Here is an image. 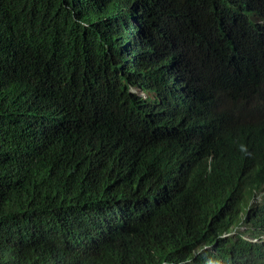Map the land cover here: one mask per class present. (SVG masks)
Returning a JSON list of instances; mask_svg holds the SVG:
<instances>
[{
    "label": "trees",
    "instance_id": "16d2710c",
    "mask_svg": "<svg viewBox=\"0 0 264 264\" xmlns=\"http://www.w3.org/2000/svg\"><path fill=\"white\" fill-rule=\"evenodd\" d=\"M262 235L264 0H0V264H264Z\"/></svg>",
    "mask_w": 264,
    "mask_h": 264
},
{
    "label": "clouds",
    "instance_id": "9594fccd",
    "mask_svg": "<svg viewBox=\"0 0 264 264\" xmlns=\"http://www.w3.org/2000/svg\"><path fill=\"white\" fill-rule=\"evenodd\" d=\"M235 234V231L229 232V233H224L222 236H229ZM244 238L253 241V242H261L264 241V235L259 236V237H249V236H244Z\"/></svg>",
    "mask_w": 264,
    "mask_h": 264
},
{
    "label": "rangeland",
    "instance_id": "374dc122",
    "mask_svg": "<svg viewBox=\"0 0 264 264\" xmlns=\"http://www.w3.org/2000/svg\"><path fill=\"white\" fill-rule=\"evenodd\" d=\"M248 108H250L249 106H247V107H245L243 110H246V109H248ZM260 197L258 198V199H256L255 201H260Z\"/></svg>",
    "mask_w": 264,
    "mask_h": 264
}]
</instances>
